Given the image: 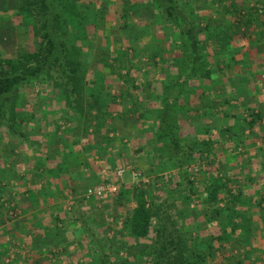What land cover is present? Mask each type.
I'll list each match as a JSON object with an SVG mask.
<instances>
[{
  "label": "rangeland",
  "instance_id": "374dc122",
  "mask_svg": "<svg viewBox=\"0 0 264 264\" xmlns=\"http://www.w3.org/2000/svg\"><path fill=\"white\" fill-rule=\"evenodd\" d=\"M180 1L186 5L187 11L190 9L195 11L194 20L202 28L208 23L210 30L215 34L232 29L227 16L229 13L215 16L216 12L222 10L219 0ZM238 1L236 11H243L244 6L253 5L251 0ZM80 2H92L89 10L87 9L88 19L90 16L88 25L90 39L87 42L85 40L89 53H84L88 56L92 66L90 67L95 69L96 75L103 77L104 74H110L111 70L108 63L112 59L109 58L108 47L114 46L118 54L125 52L129 59L125 62L127 64L138 51L142 56L140 60L136 59V65L141 68V72L132 71L136 76L137 88L126 89L124 82L117 83L115 74L107 75V83H114L116 89L126 91L124 96L118 97L120 108L118 112L111 113V118H108L107 114L103 116L102 119L106 118L103 125L101 123L96 125V120L91 121L94 142L90 141L92 148L90 147L91 150L88 152L89 157L83 159L89 164L87 167L91 171V176L80 189L76 191L69 189L66 192L67 199L65 198L63 208L48 207L51 214L49 215L52 217L44 226L39 225V210L35 211L38 209L35 207L37 202L35 198L39 193L37 189L41 184V178L37 172L34 174L33 171H29L33 166L30 168V164L27 163L31 155L38 156L35 150L42 152V146H39V142L31 140L30 136L33 138L40 134V129L36 130L38 126H48L54 132L76 120L71 119L69 105L66 103L67 93L63 88L56 86L55 81L48 77L49 73L42 79L32 80L19 89L13 97L17 105L15 114L18 119L16 121L13 119L17 131L12 129L7 132L5 126L0 127V247L7 248L9 253V256L4 257L3 264H103L99 261L100 257L122 264L119 258L126 257L127 254L134 257L137 255L136 264H144L145 257L140 249H134L129 243L127 246L120 240L122 235L120 221L132 212L136 188L145 189L149 195V202H154L159 215L165 214L161 216L168 235L178 236L180 230L189 238L186 243L189 254L204 255L205 259L203 257L197 264H208L211 261L218 264H241L240 261L245 260V256L251 263L264 264L261 260L264 256V202H246L247 204L240 207L243 213L241 219L233 217L229 212L224 215L218 214L214 210L216 204L203 201L205 181L208 180L209 174L221 178L224 171L232 177L230 183L232 179L236 180L235 185L230 184L233 191L238 189L237 180L242 184L247 182L246 170L256 176L260 174L264 176V159L260 151L264 150V40L257 42L250 39L248 44L245 41L243 42L245 44L235 42L233 45L236 47L239 44L245 46V54L240 53L236 58L241 60V64L243 62L247 64L245 66L239 64L233 70L221 65V69H215L218 70L214 75L215 79L211 82L209 79L203 81L210 85V91L204 100H210V105L215 107L213 114L209 113V106H206L199 111L198 117L193 116V119H190L183 116L179 122L184 134L190 138L196 135L195 126L209 127L211 131L208 136L214 141L211 147L214 156L196 153L193 154L195 161L192 164L183 160L180 165L178 157L182 150L169 148L166 153H173L175 161L161 160L159 155L155 154L153 129L142 132L141 122L133 113L134 96L142 99L144 106L148 101L155 107L162 106L158 97L162 91L160 83L152 82L150 90L144 85L146 77L153 71L146 52L168 49L169 41L165 36L174 34L175 39L178 37V31H174L173 26L167 24L169 22L165 24L164 13L154 7L153 0H80ZM123 15H127L129 21L128 26L124 28L121 27L124 24L121 19ZM20 24L19 17L12 14L9 9L8 2L1 0L0 51L3 55L15 57L22 51L35 49L36 41L32 28ZM245 30V27H242V31ZM205 31L204 29L202 38H206ZM262 31L264 35V27ZM216 38L214 35L208 41L207 53L210 57L207 58L210 61L214 58L212 46L217 48L219 44ZM178 40L182 42L180 34ZM179 51L176 48L172 50ZM170 53L167 52L166 56ZM97 56H106L109 62L108 59L103 63L96 62ZM207 58L205 57L206 60ZM220 58L225 63L231 58L230 52L222 54ZM212 64L217 65L216 61ZM205 66L207 63L203 61L200 68L204 70ZM178 71H174L176 74L174 73L173 77L180 80L183 78L180 74L182 71ZM121 72L125 74L126 69L123 68ZM50 73L56 77L55 71ZM91 75L94 74L90 73ZM228 75L235 76V84H232ZM195 82L199 83L200 80ZM221 85L223 91H220ZM111 89L115 91L113 85ZM201 91L199 89L198 94ZM232 92L236 95H232ZM191 98L193 105L198 106L200 101L198 95ZM226 98L229 100L233 98V101L225 102ZM85 100L88 101L87 98ZM81 104L84 113L87 112L88 103L84 101ZM177 107L174 104V108ZM256 112H260L262 118L255 119L253 124L255 134L253 131L251 133L248 127L245 130V142L242 145L236 144L234 134L227 129L229 127L233 129L236 125H246L245 118L251 120ZM33 114L35 116H32ZM88 117L91 119L89 114L83 116L84 119ZM82 121L83 119L77 121V124L81 126ZM51 139L54 143L58 142L56 136ZM51 146L48 145L49 153ZM79 146H74L77 153L80 152L78 149H81ZM52 166L55 169V165ZM219 167L220 169L222 167L221 171L218 170ZM58 170L61 171V167H58ZM119 170H125L123 175L118 174ZM100 184H115L118 189L115 193H108L104 198L86 196L89 188ZM249 184L256 187V182ZM42 186H45V183H42ZM191 186L196 189V195L190 200L188 195L191 194ZM42 188L48 195L49 191ZM120 191H123L121 197L118 196ZM250 191L253 192L254 189ZM224 203L220 202L219 206H224ZM29 205H33V214L29 215L31 221L30 219L27 221L28 215L24 212ZM176 207H181L182 213L187 212V219L177 216V210L173 209ZM168 211H173L172 215H169ZM158 218L159 216L156 221ZM238 224L240 230L234 231L235 225ZM210 243L213 244L212 251L209 249ZM141 244L143 243L138 247H141Z\"/></svg>",
  "mask_w": 264,
  "mask_h": 264
},
{
  "label": "trees",
  "instance_id": "16d2710c",
  "mask_svg": "<svg viewBox=\"0 0 264 264\" xmlns=\"http://www.w3.org/2000/svg\"><path fill=\"white\" fill-rule=\"evenodd\" d=\"M6 1L12 14L19 17L20 25L32 28L36 45L34 50L22 51L15 57L5 56L0 51V127L5 126L7 132L12 129L16 130L13 119L15 121L18 119L15 114L17 105L14 103L13 97L23 85L32 80L42 79L45 74L49 73L48 77L55 81L56 86L63 88V91L65 90L68 95L66 103L69 105L68 110L72 116L71 119L74 118L79 122L83 119L81 122L83 133L92 139L93 133L90 135L88 132V129L93 125L91 121L96 120V125L100 123L103 125V121L106 118L102 119V117L107 114L108 118H111V113L118 112V108H120L118 97L124 96L126 92L116 89L114 83H107V75L115 74L117 83L124 82L126 89L137 88L135 84L136 76L132 71L141 72V68L136 65V59L140 60L142 53L136 51L130 63L127 64L125 62H128L129 59L125 52L118 54L114 46L108 47L109 58L111 57L112 59L108 63L111 69L110 74H104L103 77L98 76L94 73L95 69L91 68L92 66L87 56L89 48L85 45L87 40L90 39L88 32L90 16L88 19L87 9L89 10V5L92 2L83 3L80 0H4V2ZM219 1L222 5V10L216 12L215 16H223L224 13H229L227 16L231 21L232 29L224 33L215 34L210 30L208 23L205 28L197 24L194 20L195 11L193 9L187 11L186 5L183 2L181 3L180 0H153L154 7L164 13L165 24L169 22L167 24H171L174 31H178V37L174 39V34L168 35L166 33L165 38L169 41L168 49L146 52L149 55L150 64L152 65L151 70L153 71H150V76L146 77L144 85L147 90H150L152 82L157 81L160 83L162 91L158 94V97L160 102H162V106L155 107L150 101L144 106L142 99L134 96L133 107L135 110L133 113L136 114V117L141 122L140 129H142V132L147 129H153L152 136L155 141V154L159 155L163 161H175L173 153H166L169 148H176L178 151L182 150V153H179L180 157H178L179 164L183 160L185 163L192 164L195 161L193 154L196 153L214 156L211 148L214 141L208 136L211 129L197 125L195 126L196 135L190 138L184 134L179 119L183 116L190 119H193V116L198 117L199 111L206 106L212 109L208 107L209 113L213 114L215 107L210 105V100H204L210 91V85L203 83V81L209 79L211 82L215 79L214 75L218 71L215 69H221V65L233 70L237 65L241 64V60H238L236 55L245 54V46L239 44L236 47L233 45L235 42L243 43L245 41L248 44L251 41L250 39H254L257 42L264 40L262 31V27H264V0H251L253 5L251 7L244 6L243 11L235 10L239 5L238 0ZM121 19L124 23L121 27L128 26L127 15H123ZM242 27H245L246 30L242 31ZM204 29L206 30V38H202ZM179 34L183 43L178 40ZM214 35L217 36L216 39L219 41L217 48L212 46L213 61H216L217 65H213V61L207 58L210 57V54L207 53L208 41ZM175 48L180 51L172 52ZM169 51L171 52L170 55L166 56ZM228 52H230L231 58L223 63L220 57ZM177 53L180 54L177 55ZM81 54H83L82 58ZM109 58L97 56L96 62L100 61V63H103L105 59H108L109 62ZM157 58L159 59L158 61L156 60ZM203 61L207 63L204 70L200 68ZM246 64L247 62H243L241 65L245 66ZM158 67L160 68L158 69ZM123 68L126 69L125 74L121 72ZM52 71H55L56 77L50 73ZM174 71H182L180 74L183 78L177 80L173 77L176 74ZM90 73L94 75L90 76ZM227 77L232 84L236 83L234 82L236 79L234 75H228ZM195 80H200V82L196 83ZM112 85L114 92L111 89ZM220 88V91H223V85ZM199 89L202 90L200 94H198ZM193 95H198L199 97L198 106H194L192 103L193 99L191 97ZM232 95H236V93L232 92ZM84 101L88 103L87 112L85 113L81 104ZM226 101L232 102L233 98L231 100L226 98ZM174 104L178 107L174 108ZM93 111H95L94 114ZM85 114H89L91 119L89 117L84 119L83 116ZM32 116H35V114ZM256 118H262L260 112H256L251 120L245 118L246 125H236L233 129L231 127L227 129V131H232V134H234L236 144L242 145L245 142V130L248 127L251 129V133L253 131V134H255L253 124ZM21 133L22 135L24 134V132ZM96 146L98 147V145ZM260 151L263 153L264 159V150ZM221 169L219 167L218 170L221 171ZM249 169L251 170V168ZM245 173V181L247 180V182L242 184L240 180H237L238 185L236 187L238 189L236 191H233L230 186L231 183L235 185L236 180L233 181L232 179L230 183L232 177L224 173V171L221 178H218V176L216 178L213 174H209L208 180L205 181V198H203V201L216 204L214 210L218 214L223 213L222 215H224V213L229 212L233 217L243 219L240 207L242 208V206L247 204L246 202H264V176H261V174L256 176V174L247 170ZM249 182H256V187H251ZM253 189L254 191L251 192L250 190ZM135 192V205L132 208V212L120 221L122 228L121 242L126 245L129 243V246H133L134 249L139 248L140 252L143 253V257H145L144 264H197L200 259L203 260L204 255L189 254L186 248L187 239L189 238L185 237V233L183 234L179 230L178 236L167 234L166 225L162 221L163 216H161L165 214L159 215L154 202H149V195L146 190L136 188ZM190 192L191 194L188 195V198L191 200L196 195L194 186L190 187ZM122 195L123 191H120L118 196L121 197ZM220 202H225L224 206H219ZM173 209L177 210L178 217L187 219V212L184 211L182 213L181 207ZM172 212L168 211L169 215H172ZM157 216L159 218L156 221ZM39 225L44 226L45 224ZM235 226L234 231L240 230L239 224ZM140 243L143 244L138 247ZM126 245H124L125 248ZM208 245L210 251H212L213 244L210 243ZM7 251V248L0 247V264L4 263L5 256H9ZM245 254L247 255L246 252ZM127 255L119 258V261L122 264H136L137 255L135 257L130 254ZM245 257V260L240 261L241 264H256L251 263L247 256ZM94 259H100L99 261L103 264L117 263L116 261L110 262L103 257L99 259L94 257ZM261 260L264 261V256H262ZM94 262L97 263V261ZM208 264L218 263L211 261Z\"/></svg>",
  "mask_w": 264,
  "mask_h": 264
},
{
  "label": "crops",
  "instance_id": "0c3cea01",
  "mask_svg": "<svg viewBox=\"0 0 264 264\" xmlns=\"http://www.w3.org/2000/svg\"><path fill=\"white\" fill-rule=\"evenodd\" d=\"M256 86H258V83ZM37 128V131L40 129V134L33 138L32 136L30 137L35 143H40L39 146H42V152L35 150L38 156L33 154L29 161L26 162L30 164V168L33 166V169L29 171H33L34 174L37 172V175L41 178V184H39V188L37 189L39 193L35 198L37 202H35V200H33V202L36 204L35 207L38 208L35 211L39 210V224L44 223L46 225V223L51 221L52 217L49 213L50 208H63L66 192L69 189H71V191L80 189L82 185L86 184L84 182L88 180V177L91 176V171L88 170L87 167L89 164L83 159L89 157L88 152L92 148L90 146V141H94L90 136H85L83 127L77 124V120L76 122L72 121L66 126H62V128L54 132H52L48 126H38ZM51 129H53V127H51ZM92 131L91 128L88 129L89 134L91 135V133H93L94 136V132ZM53 136L57 137L58 142H53L51 139ZM24 142L26 143L27 140H24ZM48 145H52L50 147L51 153H49ZM74 146H79L81 149H78V151L80 150V152L77 153ZM92 155L93 153H91V156ZM52 165H55V169ZM58 167H61L62 170H58ZM42 183H45V186H42ZM42 187L49 191L48 195L42 190ZM68 194L69 193H67V195ZM29 206L30 207L26 206V209H24V212L28 215V218H26L27 221L30 219L29 215L31 216L33 214V205ZM31 220L32 218L29 221ZM56 220H58V218Z\"/></svg>",
  "mask_w": 264,
  "mask_h": 264
},
{
  "label": "built area",
  "instance_id": "2783aa9c",
  "mask_svg": "<svg viewBox=\"0 0 264 264\" xmlns=\"http://www.w3.org/2000/svg\"><path fill=\"white\" fill-rule=\"evenodd\" d=\"M124 172L125 170H119L118 174L123 175ZM117 189L118 186L115 184H107V185L100 184L93 188H89L86 192V196L104 198L108 193H115Z\"/></svg>",
  "mask_w": 264,
  "mask_h": 264
}]
</instances>
